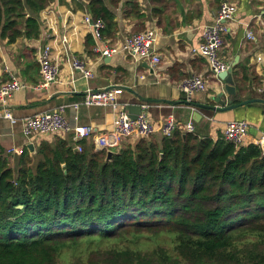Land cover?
<instances>
[{"label": "trees", "instance_id": "16d2710c", "mask_svg": "<svg viewBox=\"0 0 264 264\" xmlns=\"http://www.w3.org/2000/svg\"><path fill=\"white\" fill-rule=\"evenodd\" d=\"M51 1L0 0V36L37 37L25 7L36 13ZM88 10L104 21L102 34L114 30L104 0H89ZM79 144L42 140L33 164L26 147L12 166L0 153V264H59L64 247L84 241L94 246L73 264H264V153L256 145L175 129L112 148L107 160L108 150ZM142 240L152 244L142 248Z\"/></svg>", "mask_w": 264, "mask_h": 264}, {"label": "crops", "instance_id": "0c3cea01", "mask_svg": "<svg viewBox=\"0 0 264 264\" xmlns=\"http://www.w3.org/2000/svg\"><path fill=\"white\" fill-rule=\"evenodd\" d=\"M130 1L137 4L138 11L130 10ZM88 2L52 0L36 13L25 7L26 16H33L37 21L38 36L27 38L22 35L10 43L0 36V80H8L13 75L25 84L6 104L0 102V114L3 109H8L20 121L25 116L60 104L80 102L88 88L120 86L119 101L127 105L148 103L149 114L155 122L171 113L176 118V129L184 133L185 125L191 122L192 133L217 140L222 138L226 122L245 120L249 130L244 146L255 144L264 132V103L255 101L242 105L240 102L264 100L257 92L264 81V0H119L114 3L104 0L114 14L116 25L110 34H102L98 41L84 22V16L90 15ZM222 2L235 8L231 20L226 22L224 44L219 55L232 65L235 94L226 95V99L239 105L230 110L214 111L196 104L214 105L212 97L222 92L224 81L211 73L205 56L193 55L190 49L199 44L203 27L213 22ZM23 25L22 21L17 27L23 31ZM149 27L157 31L155 48L161 61L156 65L148 60L135 61L121 53L103 57L96 50L97 47L115 46L125 35ZM247 32L253 38L247 36ZM44 45L51 47L59 71L56 80L47 88H36L41 81L36 55ZM71 56L83 58L92 77L84 78L73 72L69 63ZM191 74L201 75L207 87L187 101L178 84ZM66 115L72 123L93 126L94 133L80 141L88 149L101 150L96 146L94 136L111 131L113 110L109 106H79L78 110L67 109ZM19 134H23L19 122L13 124L0 117L2 155L15 159L29 144L34 148L42 140L52 143L57 136L75 146L72 132L32 139L24 134L26 138H19ZM137 140L121 139L119 146L133 145Z\"/></svg>", "mask_w": 264, "mask_h": 264}, {"label": "built area", "instance_id": "2783aa9c", "mask_svg": "<svg viewBox=\"0 0 264 264\" xmlns=\"http://www.w3.org/2000/svg\"><path fill=\"white\" fill-rule=\"evenodd\" d=\"M234 10L232 4L222 2L213 22L203 27L199 44L190 49L191 54H201L206 57L209 69L216 77L220 72L226 71L232 66L221 58L219 51L224 44L226 22L231 20ZM84 22L89 26L92 36L97 41L100 40L102 37L101 31L105 27L104 21L101 18L95 19L90 15H85ZM247 36L253 38L250 32H247ZM156 39V29L149 27L125 35L122 41L115 46L97 47L96 50H99L103 57H111L121 53L130 56L135 61L148 60L151 64L156 65L161 61L155 48ZM66 42V39H63V43L66 44ZM36 60L41 74V81L36 88H47L56 80L59 71L57 63L52 58L51 47L49 45L42 46L37 52ZM69 63L73 72L81 74L84 78L92 77V71L83 58L71 56ZM178 86L187 101H190L194 94L205 91L207 87L205 79L196 74L182 78ZM23 87H25V84L13 75L8 80H0V102L6 104L14 92ZM257 92L264 99V81L257 88ZM121 93L120 86H110L96 90L88 88L80 102L60 104L55 108L25 116L20 121L8 109H3L0 117L9 120L13 124L19 122L22 133L31 139L49 135H65L72 132L75 149L78 151H81L80 140L89 137L95 131L91 125L72 123L66 115L67 109L78 110L79 106H109L114 112L111 131L94 136L96 146H100V149L117 148L121 139H149L155 134H160L166 138L172 136L177 126L173 114L169 113L159 122H155L148 111L150 105L142 102L140 104L141 112L135 119H132L126 108L127 104L119 101ZM75 118L77 119V116ZM192 129V123L188 122L185 125V131L192 132ZM248 130L249 125L245 120H230L224 126L222 138L235 147L244 146ZM254 145L264 153V132L255 141ZM12 151L14 152V149Z\"/></svg>", "mask_w": 264, "mask_h": 264}, {"label": "water", "instance_id": "95a60500", "mask_svg": "<svg viewBox=\"0 0 264 264\" xmlns=\"http://www.w3.org/2000/svg\"><path fill=\"white\" fill-rule=\"evenodd\" d=\"M217 76L220 80L224 81V84H223L222 92H218L212 97V100L215 101V104L214 105L196 104V106L197 107H203L206 109H211L214 111H225V110H230V109L236 108L239 104L232 103L231 100L226 99V95L229 96V95L235 94V86H234V81L232 78V67H230L226 71L220 72ZM140 100H142V99H140ZM255 101H259V102L264 103V100H262V99H250V100H244V101L240 102V104L243 105V104L251 103V102H255ZM126 108L128 110L129 116L132 119H135L137 117V115L141 112L140 104H128ZM28 148L32 149V145L29 144ZM111 153H112L111 150L107 151V156H106L107 160H109L111 158ZM18 207H21V206H18Z\"/></svg>", "mask_w": 264, "mask_h": 264}, {"label": "rangeland", "instance_id": "374dc122", "mask_svg": "<svg viewBox=\"0 0 264 264\" xmlns=\"http://www.w3.org/2000/svg\"><path fill=\"white\" fill-rule=\"evenodd\" d=\"M138 31H140V30H138ZM138 31H135V32H138ZM132 33H134V32H132ZM154 136H152V137L159 138L160 135H156L155 134ZM18 137L19 138H26L23 134H19ZM123 143H125V142H123ZM121 146H123V145H121ZM37 147L38 146L35 145V147L34 148L32 147L31 150H29L27 148V150H29V152H30L29 155L31 157V164L34 163V160L36 158L34 152H35ZM14 161H15V159H10L9 160L11 166H12ZM158 241L159 242H163V237H159ZM150 244H152V242H149L148 240L147 241L146 240H142V242L140 243V247L147 248V247H149ZM89 246L93 247L94 246V242L92 243V245L91 244H87V241H84L83 243H80V244H78L75 247H71V246L64 247L63 250L60 253V256H59V258H60L59 259V264H73L74 257L81 256V255L83 256L84 253L89 248Z\"/></svg>", "mask_w": 264, "mask_h": 264}]
</instances>
